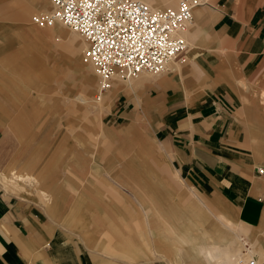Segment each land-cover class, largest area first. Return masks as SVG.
Listing matches in <instances>:
<instances>
[{"label":"crops","instance_id":"1","mask_svg":"<svg viewBox=\"0 0 264 264\" xmlns=\"http://www.w3.org/2000/svg\"><path fill=\"white\" fill-rule=\"evenodd\" d=\"M208 1L194 9L186 35L188 49L177 58L175 75L141 76L132 84L118 81L107 92L114 96L115 113L122 118L135 107L131 98L156 102L158 132L184 186L198 188L197 200L205 198L201 190H215L232 206L239 225L260 227L262 232L264 172L258 174L257 169L264 171L260 101V92L264 94V0ZM10 16L27 19L26 15ZM28 34L49 53L61 51L70 70L78 64L79 51L73 50L72 37L69 42V36L52 28H29ZM11 43H0V52ZM38 73L41 76V68ZM23 86L0 80V170L16 161L19 139L6 121L22 118L18 115L24 110L21 103L29 101ZM148 165L139 158L127 163V183L117 182L129 195L103 179L104 168L99 165L90 166L98 177L92 188L86 182L76 187L64 184L73 199L66 223L79 233L74 239H64L62 229L42 222L27 202L0 190V264H130L95 254L86 243L97 252L132 259L153 251L173 264L174 251H168L173 249L169 244L174 241L173 232L190 225L204 230L206 248L215 249L218 264H232V260L238 264L245 254H240L231 235L230 221L210 204L204 210L191 206L186 210L184 205L192 202L189 196L181 197V203L175 201L165 181L149 176ZM10 175L0 172V185L22 190L32 186L44 201L53 199L48 178L38 179L29 171ZM14 175L32 177L37 185L16 181ZM256 251L264 254V241ZM246 254L256 257L250 249Z\"/></svg>","mask_w":264,"mask_h":264},{"label":"rangeland","instance_id":"2","mask_svg":"<svg viewBox=\"0 0 264 264\" xmlns=\"http://www.w3.org/2000/svg\"><path fill=\"white\" fill-rule=\"evenodd\" d=\"M206 1L208 0H198L202 4ZM177 2L178 0H174L172 4L161 8L175 6ZM24 9L26 21H18L10 16L18 15ZM50 9L49 0L44 4H39L36 0H0V43L12 41L6 51L0 52V80L4 84L7 81H16L22 86L25 84L23 88L29 92V101L21 103V109L24 110L18 114L22 118L6 121L17 132L19 143L16 161L0 172L8 178L12 172L18 174L25 171L33 173L38 179L48 178L52 181L49 191L53 199L50 200L51 203L44 201L38 189L28 185L22 190L3 184L0 185L1 192L27 202L42 222L51 225L52 229H62L64 239H74L79 233L66 223L71 218L73 199L64 184L76 187L86 182L90 183L86 187L92 188L98 177L90 170V166L99 165L104 168L102 178L110 181L121 193L129 195L126 187L117 180L127 183L128 178L124 174L127 163L139 158L142 163L149 164L148 172L153 180H163L170 186L175 201L181 203V197L189 196L192 202L184 205L186 210L190 206L204 210L210 204L230 221L231 235L238 244L240 254H245L240 261L244 262L248 258L247 249L263 259L264 254H259L256 247L264 241V230L261 232L260 227L250 229L239 225L232 206L215 190H201L205 198L197 200L194 192H198V188L184 186L174 169L167 144L159 135V115L154 110L158 105L156 102H137L140 97L131 98L135 109L130 111L127 118L118 117L115 113L114 96H110L107 91L98 96L99 80L92 64L83 61L86 44L79 35L61 24L50 27L69 36V42L71 37L74 39L71 46L73 50L77 47L79 51L78 64L70 70L61 51L49 53L44 45L37 44V40L28 34L29 28L39 31L50 29L39 28L31 22L33 15L49 13ZM190 26L191 24L181 32L187 42L186 35ZM179 62L175 59L160 73L142 72L129 80L115 75L110 89L118 81L132 84L141 76L158 78L171 73L175 75ZM39 68L42 69L41 76ZM86 75L88 81L85 79ZM260 101L264 107L263 91L260 92ZM139 149L142 152L137 157ZM143 149L150 153H144ZM14 180H18L15 175ZM86 245L95 254L108 257L111 261L169 264L153 251L132 259L126 255L97 252L88 243Z\"/></svg>","mask_w":264,"mask_h":264},{"label":"built area","instance_id":"3","mask_svg":"<svg viewBox=\"0 0 264 264\" xmlns=\"http://www.w3.org/2000/svg\"><path fill=\"white\" fill-rule=\"evenodd\" d=\"M49 2L51 12L35 14L31 22L39 28L60 22L84 40L83 61L95 70L98 96L110 88L115 75L130 79L142 72L157 74L182 56L188 43L181 32L198 5L197 0H178L175 6L151 10L138 0ZM239 264H264V258L248 256Z\"/></svg>","mask_w":264,"mask_h":264},{"label":"bare ground","instance_id":"4","mask_svg":"<svg viewBox=\"0 0 264 264\" xmlns=\"http://www.w3.org/2000/svg\"><path fill=\"white\" fill-rule=\"evenodd\" d=\"M36 1L39 4H44V2H46V0H36ZM138 1L145 3L151 10H158V9H162L161 7L163 5L172 4V2L174 0H138ZM199 4H200V2H198V5ZM51 10H52V7L49 10V13L51 12ZM24 12H25V9L20 12V15H24L25 14ZM59 24L63 25L65 28L69 29L67 26H65L64 24H62L60 22H56L54 25L60 26ZM87 78L88 77L86 75L85 79H87ZM122 79L127 80L124 78H122ZM87 81H88V79H87ZM17 179L20 180L21 182H24V183H31L32 182V183L36 184L32 177L24 176V177H17ZM176 227H178V226H176ZM173 233H174L173 234L174 235V241L169 242L171 247L173 246V249L168 250L170 252L174 251V256H175L174 260L175 261H173V264H218V262H217L218 258L216 257L215 249L206 248V245H205L206 235H205L204 230L199 229V228L195 227L194 225H190V227L185 226L184 230L176 228V230H174ZM207 235H209V234H207ZM237 253H238V251H237ZM242 257L243 256L239 257V261L237 262L238 264L241 262L240 260L242 259ZM163 258H164V256H163ZM225 258H227V257H225ZM223 260H224V258H223ZM231 262H232V264H235L233 262V260Z\"/></svg>","mask_w":264,"mask_h":264}]
</instances>
